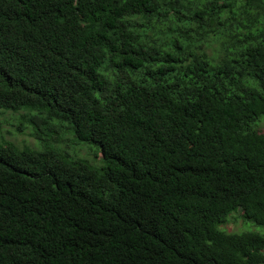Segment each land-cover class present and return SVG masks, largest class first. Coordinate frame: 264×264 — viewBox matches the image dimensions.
I'll return each mask as SVG.
<instances>
[{
	"label": "trees",
	"instance_id": "trees-1",
	"mask_svg": "<svg viewBox=\"0 0 264 264\" xmlns=\"http://www.w3.org/2000/svg\"><path fill=\"white\" fill-rule=\"evenodd\" d=\"M3 111L0 264H264V0H0Z\"/></svg>",
	"mask_w": 264,
	"mask_h": 264
},
{
	"label": "rangeland",
	"instance_id": "rangeland-1",
	"mask_svg": "<svg viewBox=\"0 0 264 264\" xmlns=\"http://www.w3.org/2000/svg\"><path fill=\"white\" fill-rule=\"evenodd\" d=\"M25 111H3L0 112V142H7L17 150L29 147L31 150H41L40 144L30 135L27 126L20 124V117ZM21 129V130H19ZM256 130L264 135V117L261 118L256 126ZM65 143L62 147L67 148V152L74 156L73 151L78 157L86 158L92 163H98L100 154L94 157L95 150L84 145L71 144L73 139L69 134L65 135ZM37 147V148H36ZM69 147L73 150H69ZM220 230L228 235H240L242 232H255L264 234V227L258 226L252 222L244 221L241 212L233 211L228 217L227 222L220 226Z\"/></svg>",
	"mask_w": 264,
	"mask_h": 264
}]
</instances>
